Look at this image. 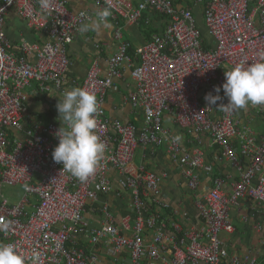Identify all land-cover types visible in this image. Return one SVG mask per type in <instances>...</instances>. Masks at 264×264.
<instances>
[{
  "label": "built area",
  "instance_id": "obj_1",
  "mask_svg": "<svg viewBox=\"0 0 264 264\" xmlns=\"http://www.w3.org/2000/svg\"><path fill=\"white\" fill-rule=\"evenodd\" d=\"M108 2L118 50L105 75L96 60L80 85L99 100L96 132L106 151L95 175L80 182L52 159L61 126L28 121L24 110L34 85L38 97L53 90L63 97L71 90L69 47L84 17L94 14L70 11L67 0H47V7L41 0H0V225H8L6 231L0 228V244H13L28 264L34 250L40 253L37 264H104L102 254L106 264H257L250 253L231 255L222 234L234 231L231 207L245 199L264 206V179L258 180L264 137L250 127V119L237 117L239 110L209 107L204 97L216 95L215 86H221L223 97L225 71L257 62L264 53V0H208L202 25L206 36L193 9L177 0H93L96 11ZM12 9L46 34L45 44L24 43L21 54L13 51L5 30ZM154 16L165 17L166 28L138 47L134 59L122 23L150 25ZM124 68L135 82L126 102L142 110L141 128L105 112L106 96ZM167 116L190 138L192 151L173 141L177 133L165 125ZM203 135L217 146L218 160L236 169L238 179L230 193L221 178L214 179L196 205L200 226L186 230L170 215L169 195L161 186L169 174L145 166L134 173L130 165L138 148L166 147L170 160L181 166L187 188L197 191L206 163ZM111 171L119 175L122 192L117 195L131 194L130 214L118 219L106 205L103 221L95 226L85 212L100 196L114 192ZM10 187L22 188L13 204L4 193ZM256 230L264 234L263 225ZM82 238L90 251L79 243Z\"/></svg>",
  "mask_w": 264,
  "mask_h": 264
},
{
  "label": "crops",
  "instance_id": "obj_2",
  "mask_svg": "<svg viewBox=\"0 0 264 264\" xmlns=\"http://www.w3.org/2000/svg\"><path fill=\"white\" fill-rule=\"evenodd\" d=\"M68 8L74 13L80 11H89L94 14L96 9L93 0H67ZM208 0H177L181 7L193 9L194 14L201 25L203 22V11ZM157 16H154L152 23ZM161 19V18H160ZM153 23L155 29L164 30L166 21L161 20ZM110 27L100 33L80 32L73 44L69 47L70 68L67 74V84L71 89L80 87L88 75L93 63L98 60L102 68V74L105 75L108 70V63L118 50L119 42L115 39V25L109 18ZM124 40L129 41L132 46L131 57L135 59L134 50L147 43L148 38L140 25L123 22ZM202 26V25H201ZM5 30L10 39L13 51L17 54L23 52L24 43L43 45L47 41V36L43 31H37L29 26L27 20L22 18L16 9H12L6 19ZM99 46V48H97ZM31 62L36 60L34 54L29 55ZM124 76L117 81L114 87L108 92L105 101V112L108 117L121 120L126 123L134 124L141 128L144 122L143 112L140 109H134L126 102L128 95L135 89V82L131 78L130 69L124 68ZM37 87L28 89L29 102L26 104L24 115L28 121L42 122L45 124L56 123L61 126L58 119L57 103L62 99L60 93L53 90L47 95L38 97ZM257 115L260 120L261 131H255L259 137H264V106L249 105L240 109L237 117L241 119L248 118L253 120ZM245 121V120H242ZM165 125L173 132L182 136V145L186 151H192L195 146L189 137L177 127L173 118L167 116ZM201 148L205 151L206 163L199 172L201 186L197 191H191L187 188L181 166L175 165L169 158L167 148H156L148 146L137 149L134 160L130 165L131 172H136L140 167L145 166L149 171L162 174L167 172L169 178L162 182V189L169 195L171 212L170 215L175 221H178L184 228L200 226V216L197 210V202L203 198L212 188L213 180L221 178L225 184L226 192L230 193L232 186L238 179V173L235 168L227 161L218 160L219 151L211 138L203 135ZM198 146V143H197ZM114 184V192L110 195L100 196L99 199L87 206L85 216L92 225L99 226L103 221L102 209L107 205L111 212L118 218L130 214L129 207L131 194L127 191L122 193V197L117 195L121 191L119 185V175L111 171ZM264 179V168L258 176V180ZM169 215V216H170ZM170 216V217H171ZM231 222L234 231L231 234L223 233L222 239L225 241L231 255L252 254L257 259V264L264 259V234L256 230L257 225L264 226V206L258 205L252 200H242L239 205L231 207ZM86 250L91 247L87 239L82 238L79 242ZM104 264L107 258L102 254Z\"/></svg>",
  "mask_w": 264,
  "mask_h": 264
},
{
  "label": "clouds",
  "instance_id": "obj_3",
  "mask_svg": "<svg viewBox=\"0 0 264 264\" xmlns=\"http://www.w3.org/2000/svg\"><path fill=\"white\" fill-rule=\"evenodd\" d=\"M47 7V0H41ZM112 6L95 11L92 16H85L80 25L81 32H97L109 28ZM225 82L222 85L223 97L219 95L221 86H215L213 95L208 93L204 99L209 107H217L226 113L244 109L249 105L264 106V53L257 62L236 64L225 71ZM227 103H220L223 98ZM218 105V106H217ZM61 127L55 134L58 144L52 151V159L62 164L63 171L71 174L80 182H86L95 175L106 151L105 143L98 136L99 100L96 95L84 88L74 87L64 92L56 105ZM175 143L182 141L177 134L172 138ZM7 230L8 225H0ZM40 253L33 251L31 264H37ZM0 264H28V258L21 254L13 244H0Z\"/></svg>",
  "mask_w": 264,
  "mask_h": 264
},
{
  "label": "rangeland",
  "instance_id": "obj_4",
  "mask_svg": "<svg viewBox=\"0 0 264 264\" xmlns=\"http://www.w3.org/2000/svg\"><path fill=\"white\" fill-rule=\"evenodd\" d=\"M201 25H203V22H201ZM250 127L255 130V131H261L260 129V120L258 119L257 115L254 116L253 120L250 122ZM4 193L6 197L10 200V202L13 204L22 197V188L21 187H16V188H6L4 190ZM15 202H14V201Z\"/></svg>",
  "mask_w": 264,
  "mask_h": 264
},
{
  "label": "trees",
  "instance_id": "obj_5",
  "mask_svg": "<svg viewBox=\"0 0 264 264\" xmlns=\"http://www.w3.org/2000/svg\"><path fill=\"white\" fill-rule=\"evenodd\" d=\"M160 18H161V19H160ZM164 18H165V17L157 16V18L155 19V21H154L153 23H155L156 21L158 22L159 19H160V21H161L162 19L165 20ZM153 23L151 22L150 25H147L145 22H141V23L139 24L140 27H142V30L145 31L146 36H147V38H148L149 41L152 39V37H153L154 35L163 33L164 30H165V28H166V26H165L164 30L160 33L159 28H158V29H155L154 27H152V26H153ZM165 25H166V24H165ZM201 29L204 31V35L206 36V31H205L204 26H202ZM131 53H132V46H131V49H130V51H129V54H130V55H131ZM134 55H135V50H134ZM131 56H132V55H131ZM258 264H264V259H261V261H259Z\"/></svg>",
  "mask_w": 264,
  "mask_h": 264
}]
</instances>
